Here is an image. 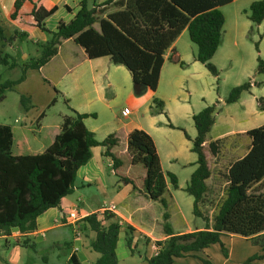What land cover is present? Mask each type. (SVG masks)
Returning a JSON list of instances; mask_svg holds the SVG:
<instances>
[{"label":"crops","instance_id":"0c3cea01","mask_svg":"<svg viewBox=\"0 0 264 264\" xmlns=\"http://www.w3.org/2000/svg\"><path fill=\"white\" fill-rule=\"evenodd\" d=\"M92 1L88 0V5H91ZM253 1L256 0H232L220 8L224 16L223 32L219 46L211 58L212 63L219 70L217 77L195 59L196 45L189 39L186 28L165 53L156 90L152 92L147 88L149 93L143 97H138L139 94H135L131 89V75L123 65L114 64L108 56L88 59L83 49L71 39L62 40L57 54L38 70L42 71L57 57V66H59L57 71L60 70L57 74L59 92L62 96L70 97L69 106L75 111L93 113L94 116H97V113L89 106L91 99L85 90V82L91 81L96 88L98 76L105 75L106 83L112 86L110 76H121L128 93L127 100L132 104V107L126 105L123 107H128L130 113L122 117L120 110L116 115L117 120H112L104 127L95 123L94 116L85 117L83 123L94 133L98 141L109 134L117 138V145L111 150L116 157L118 146L123 145L126 150V138L131 130L142 129L151 136L162 170L172 172L177 177V188H173L166 179L167 192L171 196L166 221L173 234L205 227V224H200L193 228L187 225L185 228L176 229L172 223L185 222L188 219L182 205L179 204V192H185L190 176L197 167V155L191 151V140L196 136L192 116L204 107L216 103L213 113L214 123L204 142V154L210 175L205 180L207 190L204 200L198 205L202 213L206 206V195L214 193L219 187L218 177L223 180L222 186L226 187L223 175L232 162L247 152L250 140L245 133L264 124V110L258 109L256 101L257 97L264 98V73L256 72L257 57L264 59V18L257 24L249 19L248 8ZM32 2L35 5L42 4L46 8L56 6V11L45 19L47 29L54 31L59 22H68L73 17L79 9L80 0H32ZM13 3L14 0H0V48L2 49L0 53L10 54L14 58L10 51L22 50L24 53L22 43H28L35 47V55L32 56L35 57L40 49L38 44L47 41L50 35L38 28L29 27L25 22L24 12L17 19L11 20L9 14L13 9ZM31 6L32 3L26 2L25 11ZM255 42L257 49L254 46ZM172 49L185 63L184 66L169 60ZM22 57L23 60L30 58V56L25 57L24 54ZM68 76H71V81L74 82L70 87L65 82ZM229 80L232 82L227 86L225 82ZM247 80L260 84L252 85L249 90L241 92L236 101L226 103L225 98L230 89ZM153 97L163 102L161 113L151 114L149 107L153 105ZM16 113L13 121L7 124L13 135L11 150L14 154L42 152L50 144L51 131L61 126L65 116L71 115L68 109L50 116L46 110L31 112L20 109ZM215 140H221V143L217 154L213 155L208 145ZM103 149L102 146L90 148L91 156L77 170V178L71 193L61 199L58 207L49 208L37 217L35 231L21 233L14 228L9 236L0 235V246L11 249L9 255L1 254L0 264H38L36 257L21 259V250L26 251L31 248L36 256L39 246H44L46 242L44 233L66 225L72 226L73 235L67 240L70 246H66L68 253L65 261L74 252L80 264H94L99 257L90 244L95 234L88 227L81 225V219L94 212L101 215L103 211H108L111 215L105 223L112 221L120 225L115 247L118 264H146L144 258L151 257L157 252L154 241L165 238L162 230V214L165 209L158 201L147 199L141 192V185L138 184L137 188H133L129 183L124 184L115 180L116 175L111 168L112 160L109 156L103 155ZM131 170V165L122 166L119 172L132 175ZM179 172L182 180L179 178ZM85 190H89L90 194H86ZM110 195L118 206L105 202L100 204ZM111 205L115 207L114 210H107ZM87 207L91 208L87 209ZM191 209V214L194 215L193 198ZM72 211L77 213L76 221L68 216ZM207 216L211 225L213 215ZM196 218L201 217L196 216ZM154 224H157V234L153 232ZM128 225L133 230L128 231ZM51 235L53 237L54 233ZM127 235L132 238L133 252L126 245ZM24 240L28 241L27 245L22 244ZM30 244L32 246H29ZM260 253H262L261 246L248 238L235 234H221L220 243L210 244L195 252V256L177 257L172 264H203L200 258L208 259L211 264H243L249 257ZM249 264H264V259L254 260Z\"/></svg>","mask_w":264,"mask_h":264},{"label":"trees","instance_id":"16d2710c","mask_svg":"<svg viewBox=\"0 0 264 264\" xmlns=\"http://www.w3.org/2000/svg\"><path fill=\"white\" fill-rule=\"evenodd\" d=\"M232 0H80L79 9L68 22H59L54 31L47 29L45 19L56 11L32 0H14L9 14L11 20L24 12L29 27L38 28L50 35L39 45V53L20 65L10 54L0 56V63L9 68L19 66L21 75L16 80L0 84L4 90L23 81L27 70H39L52 56L57 54L62 40L71 39L81 47L88 59L108 56L114 64L123 65L131 75L132 83L145 85L154 92L157 88L165 53L183 29H187L191 42L196 45L195 59L202 63L214 76L219 70L211 58L219 46L223 32L224 16L220 8ZM32 3L25 11L24 4ZM249 19L257 24L264 18V0L253 1L248 8ZM257 49V42L254 43ZM169 60L184 66L172 49ZM256 72L264 73V59L257 57ZM259 82L247 80L232 87L225 98L226 103L234 102L243 91ZM264 84V81H263ZM59 94V90L54 89ZM61 94V93H60ZM3 98V95L0 99ZM64 104L71 112L65 116L60 127L50 133V144L39 153L14 154L11 150L13 135L10 126L0 124V235L9 236L16 228L21 233H30L37 228V217L49 208L58 207L61 199L71 193L77 178V170L91 156L90 148L102 146L103 155L112 160L111 168L118 182L141 185L142 194L158 201L165 211L162 214V230L165 238L155 240L157 252L144 258L146 264H172L177 257L195 256V252L213 243H220L221 234L240 235L261 246L262 253L244 261L264 259V124L248 130L250 140L247 152L230 164L223 175L226 181L224 197L211 218L203 214L199 203L203 202L207 190L205 180L210 175L204 154L206 135L214 123L215 104L204 107L192 116L196 136L191 140V151L197 155L196 169L192 172L185 192L193 198V213L205 222L203 229L173 234L167 224L171 196L167 192L168 179L177 188L174 173L161 168L160 159L151 136L142 129L131 130L126 138V153L131 174L119 172L122 160L111 151L117 145L113 134L98 141L83 119L94 114L78 113L64 98ZM258 109L264 110V98H256ZM23 99L21 98V103ZM149 109L151 114L161 113L163 102L153 97ZM169 126H172L169 124ZM184 135H188L183 131ZM221 140L209 143L211 154L216 155ZM140 168V176L135 168ZM110 214L103 211L90 213L81 219L84 227L94 232L91 248L99 254L94 264H118L115 252L120 225L106 220ZM127 230H133L127 226ZM27 240L22 242L27 245ZM126 245L134 251L132 238L127 235ZM29 246H32L31 244ZM70 246V243H67ZM203 264H211L200 258ZM66 264H80L72 252Z\"/></svg>","mask_w":264,"mask_h":264},{"label":"rangeland","instance_id":"374dc122","mask_svg":"<svg viewBox=\"0 0 264 264\" xmlns=\"http://www.w3.org/2000/svg\"><path fill=\"white\" fill-rule=\"evenodd\" d=\"M24 48V53L22 50H18V52L10 51L17 63L20 65L22 62L28 60H23V54L25 57H32L35 55V47L28 44L22 43ZM2 49L0 48V51ZM5 52V51H3ZM3 54L0 53V56ZM59 66H57V57L52 60L42 71L29 70L26 77L23 81L15 84L12 89L4 90L0 97L3 95V98L0 99V124H8L13 121V118L16 116V112L20 109L29 110L31 112H38L40 110H46L50 116V114L61 113L62 111H66L67 107L64 104V97L69 99V96H65L62 94H57L54 92V89L59 90V83L57 82V74L59 71ZM230 71V70H229ZM25 73V74H26ZM21 75V69L19 66L14 68H9L7 65H3L0 63V84H3L8 80H16ZM112 77V79H111ZM65 82L68 87L74 84L71 81V76L65 78ZM105 75L98 76L96 80V88L92 85L91 81L85 82V90L89 93L90 107L94 112L97 113L93 118L95 123L104 127L107 123L112 120H117L116 115L122 109L124 105L128 107H132V104L127 100L128 93L125 90V85L119 75H111L110 79L113 82V85L110 86L107 84V80ZM232 81H226L225 84L229 86ZM224 84V85H225ZM131 89H133V83L131 81L130 84ZM221 90V88H220ZM221 92V91H220ZM149 93L147 87L138 95V97H143ZM73 94V91H71ZM21 98L23 102L21 103ZM77 100V98H76ZM69 104V102H68ZM124 108V107H123ZM117 157H119L123 165L127 166L128 156L123 145L118 146L117 148ZM136 174L138 177L140 176V168L136 166L135 168ZM110 173V172H109ZM179 178L182 180V175L179 172ZM115 180L118 181L117 176ZM219 187L216 189L214 193H209L205 198V208H203V213L207 215H213L216 213L219 203L224 197L225 186H222L223 180L221 177H218ZM86 194H90L89 190H85ZM180 199L179 204L182 205L183 211L186 212L187 220L185 222L175 221L172 222L176 229L185 228V226L195 227L200 224L204 225L205 222L201 218H196L193 214H191L192 208V197L185 192H179ZM114 204L118 206V203L112 198V195L109 197H105L104 201L100 204ZM201 206V205H200ZM187 207V209H186ZM91 207H87L89 209ZM110 214V212L106 211V214ZM192 217V218H190ZM203 221V222H202ZM84 225V224H81ZM157 224L153 226L154 234H157ZM85 226V225H84ZM88 231V230H87ZM51 233H54L52 237ZM72 226L66 225L55 228L52 231L44 233V238L46 240L44 246L40 245L38 251L36 252V256L33 254V250L29 248L28 250H21V259L25 258H37L38 262L47 260V262L56 263V264H66V256L68 253L67 243L68 239L72 237ZM58 242V243H57ZM65 242V243H64ZM58 244V245H57ZM64 245V247L58 246ZM67 246V247H66ZM11 249L10 247L4 248V246H0V257L1 254L3 256L9 255ZM44 256V257H43ZM2 258V257H1Z\"/></svg>","mask_w":264,"mask_h":264},{"label":"built area","instance_id":"2783aa9c","mask_svg":"<svg viewBox=\"0 0 264 264\" xmlns=\"http://www.w3.org/2000/svg\"><path fill=\"white\" fill-rule=\"evenodd\" d=\"M129 113H130V110H129L128 107H124L120 111V114H121L122 117L127 116ZM114 208L115 207L113 205H111V206L107 207V210L112 211V210H114ZM68 216L70 218H73L75 221L77 220V213L75 211L70 212L68 214ZM38 264H56V263H51V262H47V261H41Z\"/></svg>","mask_w":264,"mask_h":264},{"label":"water","instance_id":"95a60500","mask_svg":"<svg viewBox=\"0 0 264 264\" xmlns=\"http://www.w3.org/2000/svg\"><path fill=\"white\" fill-rule=\"evenodd\" d=\"M145 88L146 87L143 84L133 83V91L137 95L140 94Z\"/></svg>","mask_w":264,"mask_h":264}]
</instances>
